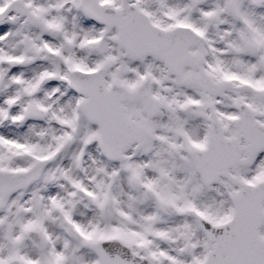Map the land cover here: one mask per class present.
<instances>
[{
	"label": "snow or ice",
	"instance_id": "1",
	"mask_svg": "<svg viewBox=\"0 0 264 264\" xmlns=\"http://www.w3.org/2000/svg\"><path fill=\"white\" fill-rule=\"evenodd\" d=\"M0 264H264V0H0Z\"/></svg>",
	"mask_w": 264,
	"mask_h": 264
}]
</instances>
